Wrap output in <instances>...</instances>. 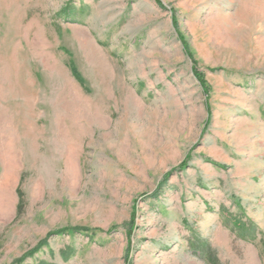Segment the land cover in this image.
Instances as JSON below:
<instances>
[{
    "label": "rangeland",
    "instance_id": "rangeland-1",
    "mask_svg": "<svg viewBox=\"0 0 264 264\" xmlns=\"http://www.w3.org/2000/svg\"><path fill=\"white\" fill-rule=\"evenodd\" d=\"M0 264H264V0H0Z\"/></svg>",
    "mask_w": 264,
    "mask_h": 264
},
{
    "label": "trees",
    "instance_id": "trees-1",
    "mask_svg": "<svg viewBox=\"0 0 264 264\" xmlns=\"http://www.w3.org/2000/svg\"><path fill=\"white\" fill-rule=\"evenodd\" d=\"M175 26H176V24H175ZM185 51L188 53L189 52V47L188 46H186V48H185ZM71 69V74H73L74 75V77H75V79L81 84V79H80V76H79V74H77V72H76V70L72 67V68H70ZM199 77V79H202V77H200V75L198 76ZM206 86V85H205ZM166 179H164L162 182H161V189H162V186H164V184H166ZM19 195V199H20V197H21V195H20V193L18 194ZM238 221V220H237ZM238 225H239V227H242V230H240V231H244L247 227H245L246 225H244V224H241L240 223V221H238ZM239 230V229H238ZM72 231H74V233L75 232H83V233H87L88 231L87 230H85V229H73V230H67L66 232H68V233H72ZM58 234H64V233H62V232H58ZM44 242L43 243H40L39 244V246H37L36 247V249L34 250V251H32V252H30L29 253V255L27 256L28 258H30V257H32L38 250H40L44 245ZM24 260V259H23Z\"/></svg>",
    "mask_w": 264,
    "mask_h": 264
}]
</instances>
